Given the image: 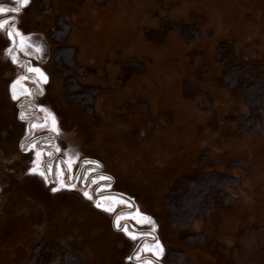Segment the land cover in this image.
<instances>
[{
	"label": "rangeland",
	"instance_id": "374dc122",
	"mask_svg": "<svg viewBox=\"0 0 264 264\" xmlns=\"http://www.w3.org/2000/svg\"><path fill=\"white\" fill-rule=\"evenodd\" d=\"M0 8L20 9L0 20L23 34L8 53L11 26L0 31V264H264V131H239L245 96L224 82L228 59L264 76V0H0ZM55 156L72 176L81 164L99 176L83 189L61 162L54 175V161L46 175ZM209 172L240 179L226 188L234 201L171 221L181 182ZM99 181L129 200L95 198ZM143 236L155 240L135 253Z\"/></svg>",
	"mask_w": 264,
	"mask_h": 264
},
{
	"label": "trees",
	"instance_id": "16d2710c",
	"mask_svg": "<svg viewBox=\"0 0 264 264\" xmlns=\"http://www.w3.org/2000/svg\"><path fill=\"white\" fill-rule=\"evenodd\" d=\"M251 69L246 62L240 64L228 59L224 82L230 89H240L245 96L249 111L239 116V131L244 134H261L264 131V76L252 74ZM238 182V177L230 179L218 172L199 174L182 181L174 196L169 199L171 221L182 224L196 216L207 217L217 199L234 201L226 188ZM69 260V264H80L72 257Z\"/></svg>",
	"mask_w": 264,
	"mask_h": 264
},
{
	"label": "flooded vegetation",
	"instance_id": "af4514ba",
	"mask_svg": "<svg viewBox=\"0 0 264 264\" xmlns=\"http://www.w3.org/2000/svg\"><path fill=\"white\" fill-rule=\"evenodd\" d=\"M27 99V98H26ZM25 99V100H26ZM27 103H31L30 100L26 101ZM22 103V102H21ZM31 123V122H30ZM30 131V130H29ZM50 150H52V148L49 147ZM53 153H55V151L53 150ZM55 158V159H54ZM54 161V162H53ZM53 162V168H54V175L56 174V171L59 167V162H61V164L65 165L66 166V177H67V181L71 182L70 184L71 185H75L76 183L79 184L80 187H82L83 189H87L89 187H91L94 183V178L95 177H98L99 175H95L92 173V167L90 166H85L84 165H79L77 170L75 171V173L73 174L72 176V173H71V170L70 168L67 166V164H65L64 160L62 158H59L57 156L55 157H52L49 161L45 162L43 164V168L45 170V172L47 173L46 175H49V170L47 168L48 164L52 163ZM91 170V171H89ZM91 172V173H88ZM93 179V180H92ZM84 181H86V183L84 184ZM108 182L109 181H99L95 184V186L93 187L94 190L92 191V195L95 197V198H101V197H106L108 193H111L112 191H100V187H105L106 185H108ZM99 190V191H98ZM121 211V210H120ZM126 211V210H125ZM146 231V230H145ZM139 232L142 234H145V233H148V232ZM151 240H155V239H150L148 237H142L138 243V250L139 248H141V246L143 245V243L145 242H151ZM137 250V251H138ZM150 261L152 262H155V263H159L158 261H156L155 259H152V258H148ZM141 260L143 259H137L134 257V255L132 256L131 255V261L134 262V263H138L140 262ZM159 264H163V263H159Z\"/></svg>",
	"mask_w": 264,
	"mask_h": 264
},
{
	"label": "snow or ice",
	"instance_id": "6c2138e0",
	"mask_svg": "<svg viewBox=\"0 0 264 264\" xmlns=\"http://www.w3.org/2000/svg\"><path fill=\"white\" fill-rule=\"evenodd\" d=\"M29 3V0H21V7H27ZM6 11H12V12H16L18 13L20 11V9H4V8H0V14L6 12ZM11 26V30H8L6 32V36H7V40L9 42V46L7 47V51L8 53H13L15 48L17 47L18 43H23L22 39H18L22 37V32L20 31V29L12 24L11 19H5V20H0V31H4L6 26ZM12 59V63H16V59L15 56L11 57ZM32 72H39L40 76L43 79V82L47 83V77L44 75V73L40 72L39 69H29ZM23 79H27V77H24ZM20 83V80L15 81L14 83H12L11 85V89H12V99L16 100L18 99V97L15 95V88L16 85ZM54 125H55V121H53ZM53 131L56 132L57 128L54 126L53 127ZM31 150V149H29ZM28 175H39L41 177H43L44 173L42 172H38L35 168L29 169L27 171ZM53 192L58 191V189H52ZM83 196L85 199L91 201L93 199L92 196L89 195V193L87 191L83 192ZM96 208L100 209L101 211L107 212L109 211L107 208H103L100 204H96L95 205ZM118 230H119V225L117 226ZM133 239H135V237H132ZM164 249L161 245L157 244L156 245V249H155V255L159 258L163 255Z\"/></svg>",
	"mask_w": 264,
	"mask_h": 264
},
{
	"label": "water",
	"instance_id": "95a60500",
	"mask_svg": "<svg viewBox=\"0 0 264 264\" xmlns=\"http://www.w3.org/2000/svg\"><path fill=\"white\" fill-rule=\"evenodd\" d=\"M111 194H115V195H118V196H121V197H123V198H125V199H128V197H126L125 195H122V194H120V193H118V192H111ZM129 200V199H128ZM139 247V246H138ZM138 247L135 249V253L137 252V250H138ZM133 256V255H132Z\"/></svg>",
	"mask_w": 264,
	"mask_h": 264
}]
</instances>
